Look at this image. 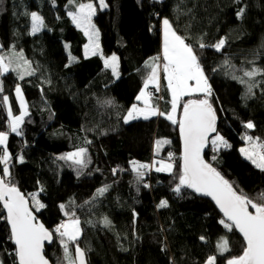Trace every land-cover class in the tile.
Wrapping results in <instances>:
<instances>
[{"label":"trees","instance_id":"obj_1","mask_svg":"<svg viewBox=\"0 0 264 264\" xmlns=\"http://www.w3.org/2000/svg\"><path fill=\"white\" fill-rule=\"evenodd\" d=\"M91 1L98 5V0ZM105 3L106 8L97 7L94 22L103 55L119 58V76L124 82L118 84L119 76L105 67L102 55H84L87 37L68 16L74 4L68 0H0V52L14 45L34 71L23 80L12 72L1 77L4 91L0 99L9 96L13 112L20 114L15 95L19 84L28 104L21 135H17L8 128L7 106L0 103V131L9 132L12 182L28 197L38 193L45 207L34 211L53 232L65 219L63 210L75 213L82 229L78 243L88 264H206L209 255L217 256V264H226L241 254V234L224 228L220 221L226 218L210 197L189 188L179 194L173 191L181 164L178 125L164 117L128 123L123 118L130 97L141 92L150 74L147 65L162 57V20L167 18L187 38L186 43L193 45L212 88L208 99L216 112L214 134L220 132L230 144L214 149L209 140L205 161L238 192L264 202L258 199L264 193V171L239 149L247 143L242 139L245 135L264 141V74L252 80L243 76L253 68L264 70V0ZM241 9L243 14L238 16ZM31 12L40 13L45 24L36 34L31 33ZM201 39L207 45L204 48L199 47ZM221 39L225 44L217 51L212 45ZM233 76L254 84L251 93L247 84ZM165 95L162 110L167 112L170 99ZM197 98L204 95L194 94L184 101ZM181 116L182 105L177 120ZM248 122L254 128H245ZM160 139L170 143L157 153L155 144ZM82 147L88 150L87 167L59 159ZM171 152L173 171H155L159 164L154 161H168ZM21 156L23 162L18 159ZM133 160L153 169H143L145 175L138 178L132 171ZM2 169L0 165V175ZM106 186L107 191L98 195L97 190ZM162 200L167 201L166 207H159ZM5 217L0 204V261L13 264L15 246ZM105 217L110 221L107 226ZM221 237L231 249L223 255L217 251ZM47 256L54 264L61 260L63 249L56 238L47 246Z\"/></svg>","mask_w":264,"mask_h":264},{"label":"snow or ice","instance_id":"obj_2","mask_svg":"<svg viewBox=\"0 0 264 264\" xmlns=\"http://www.w3.org/2000/svg\"><path fill=\"white\" fill-rule=\"evenodd\" d=\"M68 4L75 5L74 9L68 11V16L89 38V44L85 45V55H88L89 52L96 55L99 48L98 31L92 23V18L96 15L97 7L101 9L107 7L105 0H98V5L91 0L88 3L68 0ZM242 14L243 9L240 10L238 16H242ZM30 16L31 33L36 34L45 27L44 20L37 12H31ZM162 23L164 37L163 73L164 79L167 81V89L171 93V110L161 111L150 103L152 93L147 89L149 85H152L156 91H160L161 80L160 66L155 63L149 64L147 66L151 69L150 74L145 79L140 94L136 97L138 101L143 102L144 106L139 107L137 104H133L123 118L124 122L128 123L130 120L141 117L148 120L153 116H162L173 125H178L183 140V151L180 156L179 182L173 191L179 194L182 188H189L196 193L211 197L226 218L220 221L224 228L228 231L234 229L241 234L243 238L242 252L240 255L227 259L226 264H264V202H254L243 192H238L216 168L203 158L202 152L208 143L209 134L216 132V112L208 99L212 95V88L193 45L186 43L187 38L179 35L168 19L165 18ZM224 44L225 40L221 39L212 46L219 51ZM206 46L201 39L199 47L204 48ZM154 59H159V57ZM104 63L105 67H111L114 75L117 74L118 57L112 55L105 59ZM225 63L228 62L225 61ZM9 72L15 73L20 80H23L25 75L34 74L30 62L25 59L22 51L17 52L15 50L14 45L7 55L0 54V77ZM258 74H264V70L253 68L250 71H244L243 76L252 80ZM233 79L239 80L242 84H247L248 93H251L255 86L242 77L233 76ZM3 91L2 83H0V93ZM197 93H202L204 98L184 101L182 117L177 120L176 113L181 107L183 98L191 97ZM15 94L19 101L20 114L13 115L11 107H7L8 128L12 133L21 135L20 126L28 115V108L19 84L15 87ZM0 103L7 106L9 104L8 96H3ZM244 127L252 129L254 125L248 122ZM8 135V132L0 131V146H2L0 148V165H3L2 175H0V203L3 204V208L7 212L5 219L10 226L9 239L15 245L13 264H50L44 254V242L51 243L53 241V232L38 222L33 214V209L39 211L45 205L37 198L38 193H32L29 194L32 201V207H30L28 198L9 179L11 177L9 165L12 157L7 149ZM242 139L247 142V146L240 149L241 154L251 161L256 168L264 171V141L259 137L253 138L250 135H245ZM165 143H170V141H156L157 152L160 146ZM211 143L214 146L229 147L227 141L218 133L211 140ZM87 151V148H78L74 152L60 156L59 159L71 161L81 168L87 167V164L90 163ZM18 159L23 162L22 156ZM130 163L132 171L136 173L138 178H143L145 175L143 169L150 167L135 160ZM156 163L159 164V167H156L155 171L171 173L174 169L173 154H169L168 162L164 160L154 161V165ZM113 171L115 172V170ZM105 191H107V186L98 189L97 194L103 195ZM258 199L264 201V193L258 194ZM166 206L167 201L165 200L159 204L161 208ZM60 207L64 209L65 205ZM65 215L69 216V219L61 222L54 229L63 249L62 264H87L85 250L78 243L82 232L80 220L75 217L74 212L71 215L65 212ZM103 223L107 226L110 221L105 217ZM201 239L203 240L204 237ZM72 246H74V252ZM217 251L220 255L231 251L229 241L226 238H220L217 243ZM0 264L3 262L0 261ZM206 264H217V256L209 255Z\"/></svg>","mask_w":264,"mask_h":264},{"label":"rangeland","instance_id":"obj_3","mask_svg":"<svg viewBox=\"0 0 264 264\" xmlns=\"http://www.w3.org/2000/svg\"><path fill=\"white\" fill-rule=\"evenodd\" d=\"M91 2H93V1H91ZM86 3H88V2H86ZM94 4H95V2H93ZM96 12H97V10H96ZM38 13V12H37ZM40 16H41V14L40 13H38ZM94 17L95 16H93V18H92V23L95 25V28H96V30L98 31V45H99V48H98V53L97 54H100V55H102L103 56V58H104V61H105V59H107V58H109V57H111L112 55H103V52H102V48H101V42H100V31H99V29H98V27H97V25L95 24V22H94ZM43 29V28H42ZM41 29V30H42ZM87 37V42H86V44L85 45H88L89 44V38H88V36H86ZM0 50H1V48H0ZM18 52V51H17ZM9 53V50L8 51H4V52H0V54H3V55H7ZM24 54V53H23ZM84 55H85V46H84ZM113 55H115V54H113ZM85 56H92V54L89 52V54L88 55H85ZM116 57H118L117 55H115ZM24 57H25V55H24ZM25 59H27L26 57H25ZM28 60V59H27ZM29 61V60H28ZM152 61V63H155V64H158L160 67H159V75H160V80H161V86H160V91H156L153 87H152V85H149V88L147 89V91H149V89H150V91H151V93H152V95L153 96H157L158 97V101H159V105L160 106H162V104L164 103V91H165V86H164V83H163V78H162V76H163V64H164V61L162 60V57L161 58H159V59H152L151 60ZM30 62V61H29ZM30 64H31V62H30ZM31 68L33 69V67H32V64H31ZM110 69H111V67H109ZM119 68H120V61H119V58H118V66H117V74H115L116 76H119ZM25 76H28V75H25ZM0 83H1V77H0ZM20 87H21V85H20ZM21 90H22V92H23V89H22V87H21ZM16 95V94H15ZM23 96H24V99H25V101H26V97H25V94H24V92H23ZM8 98H9V96H8ZM170 98H171V93H170ZM185 98V97H184ZM184 98H183V100L182 101H184ZM18 101V100H17ZM170 101H171V99L169 100V103H170ZM182 101H181V103H182ZM18 103H19V101H18ZM26 103H27V101H26ZM8 106H10L11 107V109H12V112H13V105H12V103H11V100H10V98H9V104L7 105V107ZM20 106V105H19ZM27 106H28V104H27ZM132 106V105H131ZM131 106H130V108H131ZM28 108V107H27ZM129 108V109H130ZM159 109L161 110V108L159 107ZM170 109H171V103H170ZM162 111V110H161ZM180 111H181V107L180 108H178V110H177V113H176V117L178 118V116H179V113H180ZM13 115H16L14 112H13ZM19 115V114H18ZM155 117H157L158 119H160L162 116H155ZM25 119V118H24ZM21 127H22V124H21V126H20V130H21ZM9 133V132H8ZM220 136H222V134L220 133V132H217ZM217 133L216 134H214L211 138H210V143H211V140L217 135ZM8 137H9V135H8ZM223 137V136H222ZM224 138V137H223ZM161 141H163V140H165V139H160ZM224 140L225 141H227L225 138H224ZM8 142V141H7ZM227 144L230 146V144H229V142L227 141ZM156 145V144H155ZM165 145H166V143L165 144H162L161 146H160V148H159V151L157 152V148H156V146H155V150H156V152L157 153H160L161 151H162V149L165 147ZM211 145H212V143H211ZM213 146V148L214 149H220V148H225L223 145H218V146H214V145H212ZM247 146V143L245 144V145H242L239 149H241V148H243V147H246ZM0 148H2V146H0ZM227 148H229V147H227ZM8 149V148H7ZM8 152H9V150H8ZM10 154V153H9ZM244 156V155H243ZM245 157V156H244ZM160 160H162V159H160ZM160 160H158V161H160ZM164 161H166V160H164ZM166 162H168V161H166ZM159 167V166H158ZM150 168H151V166H150ZM63 214H64V216H65V219L62 221V222H64V221H67L68 219H69V216H66L65 215V211L63 210ZM69 215H71V213H69ZM75 217H77L76 215H75ZM78 218V217H77ZM80 227H81V225H80ZM54 235H55V238L59 241V239H58V234L57 233H55L54 232ZM59 245H60V241H59ZM61 246V245H60ZM62 248V247H61ZM62 261H63V256H62V258H61V260L59 261V263L58 264H62Z\"/></svg>","mask_w":264,"mask_h":264},{"label":"crops","instance_id":"obj_4","mask_svg":"<svg viewBox=\"0 0 264 264\" xmlns=\"http://www.w3.org/2000/svg\"><path fill=\"white\" fill-rule=\"evenodd\" d=\"M158 1H164V0H158ZM96 4V3H95ZM165 18H163V20H164ZM167 19V18H166ZM162 20V21H163ZM169 20V19H168ZM170 21V20H169ZM171 23V22H170ZM163 23H162V51H161V54H163ZM162 60H163V58H162ZM164 61V60H163ZM162 78H163V83H164V86H165V91H164V93L166 92V95H165V99H167V98H169V99H171L170 98V91L167 89V81L164 79V73H163V76H162ZM121 82H124V78H122L121 76H119L118 77V79H117V81H116V84H118V83H121ZM149 92H151L150 91V89H149ZM140 94V93H139ZM138 94V95H139ZM197 94H202V93H197ZM137 95V96H138ZM137 96H132V97H130V100L128 101V105H129V107L131 106V105H133V104H137L139 107H143L144 105H143V102L142 101H138L137 99H136V97ZM186 97H188V96H186ZM185 97V98H186ZM184 98V99H185ZM150 103L154 106V107H160L161 108V110H162V106H160L159 104H158V101L156 100V98L155 97H153V95H152V97H151V101H150ZM182 103H183V101H182ZM182 103H181V105H182ZM171 109L169 108V110L168 111H170ZM162 111H164V110H162ZM142 118V117H141Z\"/></svg>","mask_w":264,"mask_h":264},{"label":"water","instance_id":"obj_5","mask_svg":"<svg viewBox=\"0 0 264 264\" xmlns=\"http://www.w3.org/2000/svg\"><path fill=\"white\" fill-rule=\"evenodd\" d=\"M181 117H182V116H181ZM179 133H180V131H179ZM213 135H214V133H210V134H209L208 142H209L210 138H211ZM180 138H181V135H180ZM207 146H208V143L206 144L205 148L203 149V152H202L203 158H204V153H205V151H206V149H207ZM182 151H183V140H182V138H181V155H182ZM19 190H20V188H19ZM20 192L23 193V194L25 195V193L22 192L21 190H20ZM201 195H202V194H201ZM25 196H26V195H25ZM26 198H28L29 206L32 207V204H31L30 198H29L28 196H26ZM210 198H211V197H210ZM211 199H212V198H211ZM213 201H214V200H213ZM214 202H215V201H214ZM0 204H1L2 208H3V204H2V203H0ZM217 207H218V206H217ZM218 208H219V207H218ZM3 211H4L5 215L7 216V212H6V210H5L4 208H3ZM33 214L36 216L38 222L44 224L41 220H39L38 215L36 214V212L34 211V209H33ZM44 226L46 227L45 224H44ZM9 227H10V226H9ZM46 228H47V227H46ZM47 229H48V228H47ZM48 230L51 231L50 229H48ZM52 232H53V231H52ZM54 238H55V235H54V232H53V241H52L51 243H49V242H47V241L44 242V254H45L46 258L49 260L50 264H54V262L50 259V257L47 256V246L51 245V244L54 242ZM14 246H15V245H14ZM81 248H82V247H81ZM86 261H87V264H88L87 255H86Z\"/></svg>","mask_w":264,"mask_h":264},{"label":"built area","instance_id":"obj_6","mask_svg":"<svg viewBox=\"0 0 264 264\" xmlns=\"http://www.w3.org/2000/svg\"><path fill=\"white\" fill-rule=\"evenodd\" d=\"M171 154H173V152H171ZM152 169H153V168L151 167V170H152ZM151 174H152V171L148 173L149 176H151ZM12 177H13V175L11 174V177H10L9 179L12 180ZM29 198H30V197H29Z\"/></svg>","mask_w":264,"mask_h":264}]
</instances>
